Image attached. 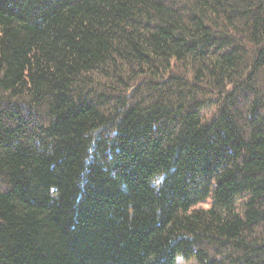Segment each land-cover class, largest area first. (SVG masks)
<instances>
[{"label":"trees","instance_id":"16d2710c","mask_svg":"<svg viewBox=\"0 0 264 264\" xmlns=\"http://www.w3.org/2000/svg\"><path fill=\"white\" fill-rule=\"evenodd\" d=\"M179 257L264 264V0H0V264Z\"/></svg>","mask_w":264,"mask_h":264},{"label":"rangeland","instance_id":"374dc122","mask_svg":"<svg viewBox=\"0 0 264 264\" xmlns=\"http://www.w3.org/2000/svg\"><path fill=\"white\" fill-rule=\"evenodd\" d=\"M210 204H211V202H208L207 204H203L202 207H204V208H209ZM176 264H197V263H196L195 260L187 261V260H185L184 258L179 257V258L177 259V263H176Z\"/></svg>","mask_w":264,"mask_h":264}]
</instances>
